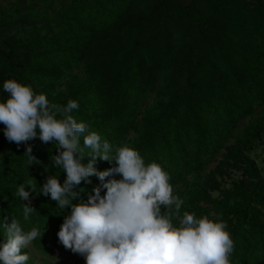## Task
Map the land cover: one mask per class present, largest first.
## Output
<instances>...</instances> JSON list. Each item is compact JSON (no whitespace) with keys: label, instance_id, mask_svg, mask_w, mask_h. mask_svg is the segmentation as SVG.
Wrapping results in <instances>:
<instances>
[{"label":"trees","instance_id":"16d2710c","mask_svg":"<svg viewBox=\"0 0 264 264\" xmlns=\"http://www.w3.org/2000/svg\"><path fill=\"white\" fill-rule=\"evenodd\" d=\"M6 79L31 85L51 104L75 100L78 121L168 172L183 201L179 213H169L174 223L186 211L223 222L234 244L231 264H264V169L249 156L264 135V0H9L0 5V98ZM3 128L0 219L44 228L31 244L40 255L61 248L85 264L57 237L70 209L58 212L30 191L37 210L25 221L29 201L16 194L29 181L38 190L49 173L63 182L65 173L50 166L55 142L28 141L40 161L29 163L25 144L8 141ZM222 149L224 164L241 173L227 189L200 173ZM95 166L112 164L98 158ZM90 180L82 182L85 199L100 183ZM216 189L219 198L210 194Z\"/></svg>","mask_w":264,"mask_h":264},{"label":"clouds","instance_id":"9594fccd","mask_svg":"<svg viewBox=\"0 0 264 264\" xmlns=\"http://www.w3.org/2000/svg\"><path fill=\"white\" fill-rule=\"evenodd\" d=\"M3 91L7 96L0 98V123L6 139L25 144L29 163L40 161L28 141L55 142L50 166L65 173L62 183L59 173H49L38 190L37 182L18 185L17 196L29 201L23 203L25 221L37 210L30 205L31 191L54 201L58 212L70 209L57 237L64 248L83 256L85 264H231L234 244L223 222L186 211L174 223L171 214L162 212L163 207L179 213L183 201L174 195L170 176L158 162H146L134 147L114 146L91 131L72 115L79 107L75 100L51 104L46 94L15 79L4 80ZM98 158L112 166L98 169ZM44 167L47 172L49 165ZM92 176L100 183L85 199L80 196L82 182L91 183ZM0 229V264H27L23 249L40 240L44 228L25 230L19 220L5 218Z\"/></svg>","mask_w":264,"mask_h":264},{"label":"rangeland","instance_id":"374dc122","mask_svg":"<svg viewBox=\"0 0 264 264\" xmlns=\"http://www.w3.org/2000/svg\"><path fill=\"white\" fill-rule=\"evenodd\" d=\"M9 0H0V5L4 6ZM26 28H29L26 26ZM12 31H15V28H12ZM155 97V93L153 92L145 101V104H150L152 99ZM255 116H260V108L256 107L254 110ZM249 117L243 119L235 134L241 132L245 125L248 123ZM134 135V132H131L129 137L131 138ZM232 141H228L224 146L231 144ZM224 152V153H222ZM222 153V154H221ZM221 153L217 156L216 160L209 164L207 167L201 170V174L203 176H210L212 174V178L215 176V179L220 185V188H231L239 178H241L240 170L227 166L224 164V154H226V150L222 149ZM249 156L256 162V165L259 169H264V135L260 142L257 143V146L253 148V151L249 153ZM184 187V185L182 186ZM210 194L212 197H220L219 190H211ZM165 214H169L168 209L162 210ZM29 255V261L27 264H80L75 261L71 254L61 248L54 249L52 253L45 257L40 255L32 245H29L27 248L23 249Z\"/></svg>","mask_w":264,"mask_h":264}]
</instances>
